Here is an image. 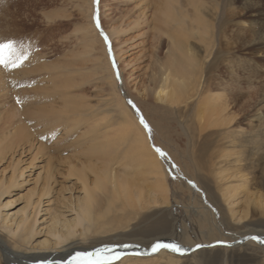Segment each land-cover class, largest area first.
<instances>
[{
  "label": "bare ground",
  "instance_id": "obj_1",
  "mask_svg": "<svg viewBox=\"0 0 264 264\" xmlns=\"http://www.w3.org/2000/svg\"><path fill=\"white\" fill-rule=\"evenodd\" d=\"M80 7L88 18L84 31L95 40L90 41L87 54L95 70L98 42L104 52L99 37L109 41L113 32L102 26L101 35L96 34L90 19L92 0H84ZM156 14H161L169 41L153 94L156 100L168 102L171 110L192 113L191 125L183 129L188 163L199 169L197 181L219 220L215 221L211 208L194 201L191 212L203 243L195 245L186 233L182 239L174 238L164 165L150 149L144 127L117 95L115 118L122 125L121 133L118 142L95 152L101 159L97 166L78 160L58 168L48 158L30 170L43 149L41 143L34 145L29 130L13 118L0 126V162L11 167L8 175L0 169V186L26 174L34 185L16 211L3 212L1 206L8 201L1 204L0 200V264H69L56 261L103 244L130 241L144 245L119 250L125 255L120 260L121 255L114 257L119 264H264V127L254 129L251 121H245H264V88L255 100L247 93L255 91L256 80L264 79V72L258 63L234 56L241 46L264 45V0H161L148 15ZM249 16L252 34L247 38L242 23ZM231 17L238 18L236 23ZM4 77L0 72V97L8 93ZM138 103L155 131L164 134L151 108ZM65 130L58 139L66 136ZM126 139L131 142L127 147L131 156L123 162L113 145ZM88 169L94 173L92 180ZM70 172L76 176V188L74 183L67 191L52 188L56 176ZM237 193L241 195L234 199ZM1 194L2 190L0 198ZM157 244H177L181 250L153 251ZM111 263L118 262H81Z\"/></svg>",
  "mask_w": 264,
  "mask_h": 264
},
{
  "label": "rangeland",
  "instance_id": "obj_2",
  "mask_svg": "<svg viewBox=\"0 0 264 264\" xmlns=\"http://www.w3.org/2000/svg\"><path fill=\"white\" fill-rule=\"evenodd\" d=\"M83 1L0 0V72L5 74L4 82L8 87L7 96L0 97V126L7 125L9 121L22 124L31 133L33 144L41 143L43 149L34 158L30 170L48 158L58 168L78 160H87L97 166L101 159L95 152L107 148L112 142H118L117 134L121 133L122 125L115 118L119 113L114 104L118 95L137 124L146 130L150 149L156 152L164 165L169 191L166 206L174 218V238L182 239L181 236L186 233L195 245L203 243L201 229L191 212L194 201L211 208L215 221L219 217L197 181L199 169L188 163L183 129L191 125L193 115L171 110L168 102L156 100L153 94L160 63L166 60L169 40L164 33V25L160 23L161 14H156L154 18L148 14L161 0H92L90 19L96 34L101 35L102 26L113 32L109 41L99 37L105 53L98 42L93 56L97 66L95 70L93 61L91 65L87 56L89 44L95 40L84 31L88 18L80 7ZM231 18L233 23L238 20ZM244 20L242 25L246 24L243 26L249 38L252 34L248 27L250 16ZM234 56L246 63H258V68L264 72V45H252L251 48L250 45L241 46ZM263 84L264 79L258 77L255 84L258 90L255 87L256 92H252V89L247 92L252 100L262 91ZM138 102L151 108L152 117L162 126L164 134L159 135L155 131ZM179 106L183 107V104ZM245 121H251L254 129L264 127L263 120L253 118ZM65 129L69 132L58 139ZM128 129L133 131V127ZM120 143L113 146L116 153H120L119 159L124 162L131 156L127 149L131 142L126 139ZM128 161L126 164L130 165ZM113 167L119 170L116 164ZM1 168L5 175L10 174L11 167L6 166L4 161L0 162ZM88 172L87 177L92 180L94 173L89 169ZM27 175L0 186L1 204L8 201L1 206L3 212L16 211L28 193L33 192L34 185L27 181ZM75 179L72 172L68 176L60 174L56 176L57 183L52 188L57 186L67 191ZM148 181L146 179V183ZM178 184L182 187H178ZM73 187L76 188L77 184L74 183ZM240 195L237 193L234 199ZM139 244L142 242L108 243V246L103 244L79 253L83 256L99 249L100 252L91 260H111L119 264L118 258L114 259L117 254L123 255L119 250ZM122 255L119 260L125 257ZM71 257L56 262H70ZM82 261L77 262L81 264Z\"/></svg>",
  "mask_w": 264,
  "mask_h": 264
},
{
  "label": "snow or ice",
  "instance_id": "obj_3",
  "mask_svg": "<svg viewBox=\"0 0 264 264\" xmlns=\"http://www.w3.org/2000/svg\"><path fill=\"white\" fill-rule=\"evenodd\" d=\"M141 122L143 123V120H141ZM157 151H159V149H157ZM189 183H191V182L189 181ZM160 247L170 248L172 251H177V252H179L181 250L179 245H177V244H163V245L157 244V245L153 246V251H157ZM197 247H199V245ZM99 252H100V250L97 249L96 252L86 253L83 256H81L80 253H77L76 255H74L71 258V261L69 262V264H72V261H81V260L90 261L91 257L97 255Z\"/></svg>",
  "mask_w": 264,
  "mask_h": 264
},
{
  "label": "water",
  "instance_id": "obj_4",
  "mask_svg": "<svg viewBox=\"0 0 264 264\" xmlns=\"http://www.w3.org/2000/svg\"><path fill=\"white\" fill-rule=\"evenodd\" d=\"M151 252V251H150Z\"/></svg>",
  "mask_w": 264,
  "mask_h": 264
}]
</instances>
